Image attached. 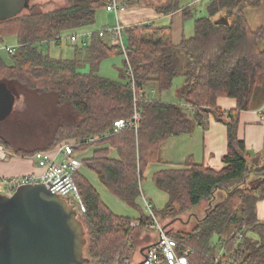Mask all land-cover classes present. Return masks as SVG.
Segmentation results:
<instances>
[{"label":"trees","instance_id":"1","mask_svg":"<svg viewBox=\"0 0 264 264\" xmlns=\"http://www.w3.org/2000/svg\"><path fill=\"white\" fill-rule=\"evenodd\" d=\"M117 1L123 8L138 2L162 16L178 12L181 2ZM109 3L68 0V5L50 12L33 11L0 22V43L14 38L17 45L10 65L0 57V84L15 96L13 110L0 121V146L16 156L31 157L65 141L84 143L130 119L136 110V131L76 150L94 148L83 167L113 197L139 211L143 173L159 162L161 145L191 133L196 125L206 131L213 117L227 130L223 169L214 172L188 160L181 169L155 174L153 184L167 201L154 216L171 238L190 249L188 264H213L221 250V264H264V223L256 212L264 200V151L252 156L238 137L239 114L251 109L257 80L264 75V23L251 30L245 17V11L260 8L262 0H209L207 16L200 18L183 11L185 21L193 20V35L178 45L173 44L171 27L145 23L122 30L124 53L98 37L82 48L74 46L70 60L53 59L37 48L56 36L93 26L97 12ZM217 18L224 22L216 23ZM116 55L125 58L121 82L99 77L100 64ZM82 65L88 66V73L79 72ZM177 77L183 80L177 96L184 105L146 98L147 87L153 86L158 94L168 92ZM220 98L235 101V109L221 111ZM75 183L85 207L84 214H77L89 264H113L117 258L137 264L133 234L143 228L133 229L130 219L112 214L79 173ZM186 214L184 227L176 230L174 225ZM149 220L143 215L138 221L142 225Z\"/></svg>","mask_w":264,"mask_h":264},{"label":"crops","instance_id":"2","mask_svg":"<svg viewBox=\"0 0 264 264\" xmlns=\"http://www.w3.org/2000/svg\"><path fill=\"white\" fill-rule=\"evenodd\" d=\"M205 0H192L185 7H181L180 10L170 16H162L158 14L153 7L145 6L141 3H133L127 6V9L124 12H119L116 16L113 13H109L106 9H102L107 14H113L115 18V24H119L123 29L142 25L145 23L155 24L157 27H171L172 28V41L174 45H178L182 39H188L193 35V25L191 33L186 31V23L183 19L182 12L185 10H190L195 5ZM208 3V2H207ZM206 3V5H207ZM205 5V6H206ZM261 7H264V0H262ZM260 7V8H261ZM258 8V9H260ZM258 9H247L245 11V17L247 23L250 27L249 17H247L248 11L258 10ZM97 15V14H96ZM250 20L255 26H262L264 23L263 19H259V15L256 12H251ZM193 22V20H192ZM100 26L97 22V16L95 25L80 29L81 34L87 30L97 31ZM110 28L107 23H103L101 29ZM258 28V27H257ZM255 28V29H257ZM100 29V30H101ZM251 29V28H250ZM251 29V30H255ZM76 31V33H78ZM75 32L63 34V36L74 35ZM123 36V34H122ZM13 38H8L10 41ZM109 46H115L114 39L112 36H106L103 38ZM9 43L8 46H16L15 39ZM88 44L82 45L78 43L72 46V58L74 57V46L84 47ZM55 45V44H54ZM57 47L59 45H56ZM53 58V57H52ZM71 58V59H72ZM54 59V58H53ZM88 66H80L79 72L82 74L88 73ZM154 89V88H152ZM156 91V90H155ZM154 90L145 93L146 98L150 100H157L162 103L174 104V105H184L182 101L178 98L172 101H168L170 91L163 92L159 94H164V99L159 100L156 97ZM176 97L177 92H175ZM255 99L258 100L256 103ZM181 101V102H180ZM235 101L226 98H220L217 101V107L224 112H229L235 109ZM238 137L245 143L247 151L252 156H257L263 153L264 151V75H261L257 80V85L255 89V96L251 104V109L247 112H242L239 114V126H238ZM94 148L85 149L82 153L78 151V157L82 161L88 160L92 157ZM10 152V151H9ZM227 153V130L226 127L215 121L213 117L209 118V126L206 131H203L197 125L193 128L189 134H181L176 137L168 139L163 143L159 150V162L156 164H150L146 167L143 173V182L141 183V195L137 199V204L139 205V211L133 210L115 197H113L98 181L97 177L89 172L84 170L82 176L89 182L92 188L99 195L103 204L109 209V211L119 217L128 218L131 220V227L133 229H138L141 227H136L135 225L139 223V218L141 216L148 217L147 213L144 211V202H148L151 206L152 211L161 210L167 201L166 194L157 190L153 184L152 178L155 174L165 171L168 169H181L184 164L191 160L196 165H202L205 168H208L214 172H219L223 169L222 158L226 156ZM111 157L117 159V156L114 151H111ZM42 170L39 169L34 161L30 157H19L15 154H8L5 160H0V177L1 178H10L30 174H41ZM80 173V172H79ZM108 198L114 199V206H112ZM154 203V204H153ZM155 206V207H154ZM124 209V211L122 210ZM257 218L260 222H263L264 219V200L259 202L256 207ZM189 226V225H188ZM143 232L137 233L135 237V255L133 260L139 262L141 257L138 256L137 252H141L144 248L148 247L154 243L157 239V233L153 230H146L143 228ZM135 234V233H134ZM133 234V235H134Z\"/></svg>","mask_w":264,"mask_h":264},{"label":"water","instance_id":"3","mask_svg":"<svg viewBox=\"0 0 264 264\" xmlns=\"http://www.w3.org/2000/svg\"><path fill=\"white\" fill-rule=\"evenodd\" d=\"M31 1L0 0V22L21 16ZM14 104L13 93L0 84V121ZM85 245L84 227L66 198L42 184L0 194V264H89Z\"/></svg>","mask_w":264,"mask_h":264},{"label":"built area","instance_id":"4","mask_svg":"<svg viewBox=\"0 0 264 264\" xmlns=\"http://www.w3.org/2000/svg\"><path fill=\"white\" fill-rule=\"evenodd\" d=\"M117 0H110V3L105 8L107 12L115 14V16L122 10ZM122 30L123 27L116 23L115 26L104 28L98 32H85L81 35H71L68 37L70 44L76 45L81 43L85 45L91 39L98 37L103 39L106 36H112L115 45L122 48L124 53V46L122 44ZM62 35L56 36L50 41L40 43L49 47L50 44L60 45L63 41ZM17 49L16 46H6L0 44V50L5 51L9 55H13ZM135 102V101H134ZM140 115L134 110L133 116L128 120H121L116 122L112 128L105 134L98 138H90L79 143L74 140L65 141L51 150L36 152L30 158L35 165L42 170L41 174H30L10 178L0 177V194L5 196H12L13 193L20 187L28 185H44L51 193L57 194L61 197L69 199L68 203L79 213H85V207L79 195L78 188L75 183V177L80 172L82 162L78 157L77 147L87 145L103 138L120 134L126 130L136 131L139 127ZM8 154H13L0 146V160H5ZM144 211L150 218L149 221L141 224H136V227H142L146 230H153L157 233V239L154 243L149 245L143 253L142 258L138 263L140 264H188L187 255L190 249L185 245L179 243L171 238L163 229L161 223L154 216L151 206L148 202H144ZM264 223V219H263ZM222 250L214 258L213 264H221ZM113 264H131L129 259H115Z\"/></svg>","mask_w":264,"mask_h":264},{"label":"rangeland","instance_id":"5","mask_svg":"<svg viewBox=\"0 0 264 264\" xmlns=\"http://www.w3.org/2000/svg\"><path fill=\"white\" fill-rule=\"evenodd\" d=\"M191 1L192 0H181V7H185ZM208 1L209 0H205L204 2H200L199 4L195 5L193 8L190 9V11H191V13L193 15V18H200V17H206L207 16L206 6L205 5H206V3ZM66 5H68V0H32L30 5H29V7H28V9L24 10L21 14L25 15V14H28V13L33 12V11L46 13V12L53 11L54 9H57V8H60V7H64ZM126 9H127V7L126 8H122V10H120L119 12H124ZM251 12H256L259 15V19L261 20L264 17V7H261L258 10H253V11L250 10V11H248L247 17H249L248 21L250 22V28L251 29H255V28L259 27V26H255L256 24L251 22V20H250ZM96 16H97V22L100 25V26H97V27L94 26V28H98L96 32L100 31L101 26H102V24L104 22L108 24V27H113L114 24H115V18H114L113 14H107L103 10H99L97 12ZM184 23H186V27H185L186 31L188 33L189 32L191 33V30H192L191 28H192V25H193L192 20H186ZM85 32H91L92 33V32H94V30L90 29V30H87ZM85 32H83V33H85ZM75 35H81V31H78V33L75 32ZM68 37L69 36H64L62 43L58 47L56 45H54V44H50L49 47H46L45 45L38 44L37 48H39V50H41L43 53L50 55L54 59L70 60L72 58V45L68 41ZM13 39L10 40V41L4 40L0 44L8 46L9 43H11V41L12 42L14 41ZM122 44H123L124 49H125L126 36L124 34L122 36ZM0 57L4 61V63L6 65H10L11 64L10 55L7 54L5 51H1L0 50ZM124 60H125V58H124L123 55H116L114 57H110L108 59H105L100 64L99 71H98L97 75L99 77H101V78L107 79V80L112 81V82H121L120 73L124 69ZM182 83H183V80H182L181 77H177V78L174 79L172 89L170 90V94L168 95V96H170L168 101H172V100H175V99L178 100V97H176L175 92H177L179 90V88L181 87ZM152 88H153V86H149V87H147L144 90V92L148 93V92H150V90H154L155 91V89H152ZM155 95H156L157 99L159 100L160 97H158V96H160V95L158 93H156ZM163 96H165V95L162 94L160 99L166 100V99H164ZM258 100L255 99L254 103H256ZM83 151L84 150H80L81 153ZM84 170H85V168L82 165V167L80 169L79 176H82L81 172H83ZM108 201H109V203L112 206H114V204H115L114 203L115 202L114 199L108 198ZM204 206H205V204L202 205V207H204ZM122 210L124 211V209H122ZM188 215L189 214H186V215H183V216L180 217L181 218L180 219L181 222H177L174 225V228L176 230L184 227L183 224H181V223H184L187 220ZM135 237H137V233H135L133 235L134 239H135Z\"/></svg>","mask_w":264,"mask_h":264}]
</instances>
